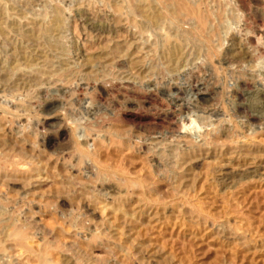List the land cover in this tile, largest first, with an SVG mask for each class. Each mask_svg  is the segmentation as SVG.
Here are the masks:
<instances>
[{
    "label": "rangeland",
    "instance_id": "1",
    "mask_svg": "<svg viewBox=\"0 0 264 264\" xmlns=\"http://www.w3.org/2000/svg\"><path fill=\"white\" fill-rule=\"evenodd\" d=\"M0 264H264V0H0Z\"/></svg>",
    "mask_w": 264,
    "mask_h": 264
},
{
    "label": "bare ground",
    "instance_id": "2",
    "mask_svg": "<svg viewBox=\"0 0 264 264\" xmlns=\"http://www.w3.org/2000/svg\"><path fill=\"white\" fill-rule=\"evenodd\" d=\"M247 146V145H246Z\"/></svg>",
    "mask_w": 264,
    "mask_h": 264
}]
</instances>
